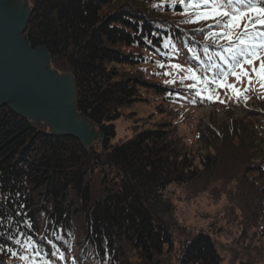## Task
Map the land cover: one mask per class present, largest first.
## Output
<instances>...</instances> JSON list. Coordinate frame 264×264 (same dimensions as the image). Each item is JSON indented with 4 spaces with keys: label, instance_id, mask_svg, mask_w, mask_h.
<instances>
[{
    "label": "trees",
    "instance_id": "obj_1",
    "mask_svg": "<svg viewBox=\"0 0 264 264\" xmlns=\"http://www.w3.org/2000/svg\"><path fill=\"white\" fill-rule=\"evenodd\" d=\"M30 2L24 39L71 74L76 110L101 141L83 145L0 107V264H221L209 231L174 241L169 191L179 186L194 188L190 199L227 193L233 219L240 210L264 243V91L254 84L246 103L223 91L224 103L202 101L170 67L219 63L222 50L204 40L209 29L185 23L179 0ZM145 94L158 99L163 121L113 143L115 122ZM205 106L243 116L202 129L195 112ZM185 124L190 135L179 132Z\"/></svg>",
    "mask_w": 264,
    "mask_h": 264
},
{
    "label": "snow or ice",
    "instance_id": "obj_2",
    "mask_svg": "<svg viewBox=\"0 0 264 264\" xmlns=\"http://www.w3.org/2000/svg\"><path fill=\"white\" fill-rule=\"evenodd\" d=\"M179 2L184 8L182 14L186 16L185 23L201 24L202 27L198 31L208 28L204 40L210 41L222 50L216 53L219 63L213 61L203 71L180 63L170 65L175 72L184 73L180 77L181 82L191 81L185 85L186 88L202 101L206 99L220 103H224V100L220 99L221 91L229 99L235 98L238 101L243 99L245 103L250 98L248 93L254 91V84H258L264 91V0H179ZM176 3L177 0H171L173 6ZM169 43L170 40L164 46L167 48ZM204 51L207 52L208 48L205 47ZM209 59L212 60V57ZM160 67L164 65L160 64ZM164 74L172 75L171 72ZM230 79L234 82L230 83ZM165 83L175 84L176 77L173 76ZM21 259L27 261L28 257L22 256ZM30 264H36V261L32 260ZM43 264L50 262L43 260Z\"/></svg>",
    "mask_w": 264,
    "mask_h": 264
},
{
    "label": "rangeland",
    "instance_id": "obj_3",
    "mask_svg": "<svg viewBox=\"0 0 264 264\" xmlns=\"http://www.w3.org/2000/svg\"><path fill=\"white\" fill-rule=\"evenodd\" d=\"M23 1L31 8L30 0ZM48 65L50 71H56L51 67L50 60ZM58 74L71 76L69 73L58 72ZM144 97L147 99L146 102L139 105H132L131 107L124 109L123 116L115 122L114 127L116 137L113 140V143L118 144L128 140L138 129L148 127L150 122H157V120H161L165 116V114L155 111L154 105L158 104V99L153 98L150 94H145ZM3 107L8 108L9 111L15 113L8 106ZM220 107L221 106H205L196 110L195 117L201 124L202 129L210 127L219 128L225 124L228 125L232 121L242 119L243 113L241 110L234 111L230 116ZM74 109L75 113L81 116L76 110V96ZM15 114L18 115L17 113ZM151 115H154V118H150ZM82 119L92 125V131L96 136L87 145L93 144V146L99 147L101 135L97 128L84 117H82ZM33 123L42 124L46 129H49L43 123ZM49 130L51 132V129ZM193 130L194 125L188 124L179 128V132L186 135H190V132ZM61 136L76 139L73 136ZM198 153L199 155H203L206 153V150H204L203 147H200ZM216 186L217 188H220L219 185ZM192 189L194 188L191 187L186 189V187L179 186L177 188L171 187L169 191V193H172V191L175 193L174 197L170 194L172 205L175 206L176 209V216L173 217L176 222L175 226L177 227L173 230L174 241L180 243L198 231H209L215 248L221 258V264H264V243L259 237L258 225L253 226L254 224L250 223L247 217L242 216L241 211L238 209L236 210L237 220L233 219L229 213L231 211L230 209H232L233 201L226 196L227 193L225 195L224 193L221 194L218 198L216 194L217 190L212 189V191L209 190L194 199H190L189 196L186 195V191H191Z\"/></svg>",
    "mask_w": 264,
    "mask_h": 264
},
{
    "label": "water",
    "instance_id": "obj_4",
    "mask_svg": "<svg viewBox=\"0 0 264 264\" xmlns=\"http://www.w3.org/2000/svg\"><path fill=\"white\" fill-rule=\"evenodd\" d=\"M30 14L23 0H0V107L87 145L96 136L75 113L73 78L50 71L47 50L23 37Z\"/></svg>",
    "mask_w": 264,
    "mask_h": 264
},
{
    "label": "bare ground",
    "instance_id": "obj_5",
    "mask_svg": "<svg viewBox=\"0 0 264 264\" xmlns=\"http://www.w3.org/2000/svg\"><path fill=\"white\" fill-rule=\"evenodd\" d=\"M31 121V120H30ZM52 132V131H51ZM53 133V132H52Z\"/></svg>",
    "mask_w": 264,
    "mask_h": 264
}]
</instances>
